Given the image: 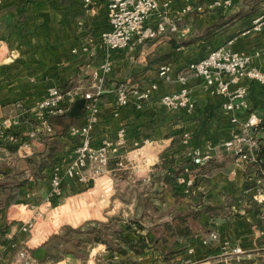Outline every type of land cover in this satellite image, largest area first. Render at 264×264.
<instances>
[{
	"label": "crops",
	"instance_id": "0c3cea01",
	"mask_svg": "<svg viewBox=\"0 0 264 264\" xmlns=\"http://www.w3.org/2000/svg\"><path fill=\"white\" fill-rule=\"evenodd\" d=\"M207 1L191 0L192 5ZM17 3L18 0H0V122L18 115L20 122L15 130L20 136L27 138V133L37 127L40 131L35 138H30L31 149L27 154L14 144L0 146V249L9 250L4 263L10 264L12 253L25 246L42 264H50L43 260L46 252L43 243L50 235L58 233L64 225L77 227L90 219L99 221L109 215L111 207L106 209L94 204L104 201V196L114 195V183L118 179L110 174L119 168L115 157L98 177H106L105 193L98 187V178L88 185L64 177L61 195L51 196V169L55 164L62 169L65 167L72 157L71 144L76 138L61 136L64 138L62 146L49 165L46 155L50 145L61 137L54 138L53 133L41 130V116L31 111L51 85L63 90L75 84L87 88L92 83V72L109 59L111 70L105 74L102 91L97 94L98 111L91 123V142L98 145L105 138H114L119 128L125 129L126 143L119 148V154L122 162L125 161L123 166L130 169V179L125 181L130 189V211L123 212L130 214L129 219L136 220L130 223V238H138L139 234L145 236L148 231L152 240L155 235L149 230L151 226L156 230L179 216L199 215L193 220H198L194 225L189 221L190 240L178 239L179 243H185L184 249L169 257L146 238L148 246L141 254L128 249L119 255L115 251L108 252L104 243L96 242L87 249L84 264H98L99 256L106 251L114 259L123 257L121 264L128 259L130 262L126 264H181L186 260L187 264H264V218L259 213L260 204L248 190L257 169L237 162L223 148L222 143L234 128L231 113L221 108L223 96L207 89L202 78L187 67L214 48L213 45L230 39L233 40L230 47L235 51L252 55L255 50L264 49V28L242 34L245 27L240 31L241 28L235 30L233 25L226 26L230 23L228 20L236 19L232 14L239 11L240 6L213 8L202 13L189 11L180 16L183 1L169 0V7L153 14L148 22L153 24L164 15L168 22L188 25L187 40L186 37L179 40L175 33L167 31L132 50L109 49L99 39L100 34L110 28L103 0ZM22 9L23 19L20 18ZM83 46H87V50H83ZM162 63L170 65V80L157 75ZM251 64L264 71V54L252 56ZM180 73L186 75L194 102L190 111L167 109L159 101L161 94L179 88L176 76ZM120 82L140 90L156 82L157 89L154 97L144 100L141 107L135 106L133 97L120 107L116 104L115 92ZM245 83L249 89L248 110L263 114V86L257 82ZM71 105H65V113ZM237 114L244 116L245 112ZM84 115L83 108L77 123L84 122ZM185 132L190 134L187 143L183 142ZM192 149L208 151L211 157L205 165L194 166L189 154ZM188 178L193 179L190 187L186 186ZM153 195L160 200L156 209L136 206L137 201L152 200ZM78 199L89 200L86 203L91 204L92 210L77 220L66 217L62 220L57 213L66 215L65 208L71 209L72 202ZM206 207L219 214L211 216L204 211ZM34 208H40L42 213L36 217L31 230L23 232L21 226ZM27 211L26 218L22 217ZM149 216L158 218L148 221ZM211 230L216 231L217 238L205 240ZM234 246L241 247L243 252H233ZM63 256L53 264L82 261L69 253Z\"/></svg>",
	"mask_w": 264,
	"mask_h": 264
},
{
	"label": "built area",
	"instance_id": "2783aa9c",
	"mask_svg": "<svg viewBox=\"0 0 264 264\" xmlns=\"http://www.w3.org/2000/svg\"><path fill=\"white\" fill-rule=\"evenodd\" d=\"M88 2L89 0H84ZM106 8V16L110 28L100 34V41L109 49L126 48L134 49L138 44L154 40L165 34L167 31L177 33V36L185 37L189 27L179 28L176 23L168 22L163 15L152 24L149 18L161 9L169 7V0H103ZM180 16L191 11V0H182ZM230 0H216L209 6L219 7L229 5ZM200 9V6L197 7ZM264 28V13H256L251 23L242 34L251 31H258ZM232 39L226 43L211 48L205 55L188 64V70L202 78L204 86L211 92L223 96L224 101L221 108L231 113L230 122L234 125L230 136L222 143L223 148L241 164H255L260 166L253 173V184L249 191L253 199L260 204L259 213L264 218V159L257 157L261 145H264V116L255 110H248L249 89L246 81L257 82L264 88V71L258 66L252 65V56L264 54V49L255 50L248 54L235 51L230 47ZM1 44V39H0ZM87 50V46L82 47ZM111 70V62L105 59L97 69L92 72V83L89 89L81 86H74L68 89H61L58 86H49L42 98L32 107V112H38L41 120V130L45 133H52L53 129L48 118L57 114L65 113L66 106L69 107L77 98L83 97L84 122L72 124L68 128V134L76 138L71 144L72 157L62 169L61 165L55 164L50 173V195L60 196L61 182L64 177L73 178L79 182H94L99 176L105 173L111 159L115 157L118 167L123 166L119 154V148L126 143L125 129L119 128L114 138H105L98 145L91 142V123L98 111L97 94L102 91L104 76ZM158 77L163 80L172 78L171 68L168 63H162L157 68ZM176 80L180 83L177 90L163 93L159 96L160 103L167 109L194 108V102L190 97V87L187 84L186 75L178 74ZM157 83L151 82L144 90L130 88L126 82H120L116 88V104L124 106L133 97L136 107H141L144 100L154 97ZM66 105V106H65ZM245 112L244 116H238L237 112ZM18 115L4 118L0 122V146L14 144L19 147L23 154L31 149L30 138H35L39 128L27 133V138L20 136L15 128L19 125ZM190 134H183V142L187 143ZM137 145V142H134ZM194 166H203L210 159L208 151L203 152L192 149L189 152ZM193 185V179L186 180V186ZM40 208H34L30 217L22 224L21 230L29 232L34 225L37 216L41 215ZM216 231H209L207 239H216ZM206 242V241H205ZM233 252L242 253L239 246L232 248ZM9 255L6 247L0 249V264H5L4 259ZM183 261L181 264H187ZM10 264H42L32 254L28 247L21 246L11 255Z\"/></svg>",
	"mask_w": 264,
	"mask_h": 264
},
{
	"label": "trees",
	"instance_id": "16d2710c",
	"mask_svg": "<svg viewBox=\"0 0 264 264\" xmlns=\"http://www.w3.org/2000/svg\"><path fill=\"white\" fill-rule=\"evenodd\" d=\"M24 1L25 0H18L17 4L21 5L22 3H24ZM249 1H251V3L248 7V10H246L243 16L249 15L258 8L257 2L259 0ZM21 11L22 12L20 14V18L23 19L25 18V13L23 12V9ZM240 13L242 12L240 11L239 14ZM82 115L83 109L80 115L73 116L71 118H69L66 113H61L49 117L48 122L53 129L52 136L54 138H57L58 135H66L68 132V128L72 124H76L78 119L81 118ZM53 125L58 126V130L56 132L57 134L55 133ZM56 143H58V141L54 139L50 145L49 152L46 155L49 165L53 164L52 161L54 160V153L57 149H59V146H57ZM257 157L259 159H264L263 144L261 145ZM259 163L263 166L264 162L260 161ZM248 165H253L257 170L260 168V166L255 164ZM40 166L42 167V165ZM88 185H90V182L88 183ZM245 186H247V184ZM204 211L210 212L211 216H217L219 214V212H214L211 207H206ZM198 215V213H195L191 216H179L172 220L170 223L164 224L163 227L153 231L155 236L154 239L150 240V242L157 248H162V252L166 257H169L172 254L184 249L185 243H179L180 241L178 239L186 238L187 240H190V236H192V230L189 226V221L195 220ZM95 222L96 223L92 225L88 224L87 222L77 227H71L69 225L62 226L58 233L50 235L43 243L46 249L43 260L54 262L68 253L76 257L77 249H81V247L87 245H92L96 242H102L106 244L107 248L111 252L115 251L118 254H124L127 252L128 249L132 250L135 254H141L144 249L148 246V242L145 240L144 236L139 234L137 239H133L128 237L127 234H125V231L129 229V227L130 230L132 229L131 224H125L123 226L118 223L115 227H112L110 224L104 221L96 220ZM106 229H109V232H107ZM73 235H75V237H73ZM108 237H111L112 243L115 244V246L110 244V239ZM113 240H116L118 242L116 243Z\"/></svg>",
	"mask_w": 264,
	"mask_h": 264
},
{
	"label": "rangeland",
	"instance_id": "374dc122",
	"mask_svg": "<svg viewBox=\"0 0 264 264\" xmlns=\"http://www.w3.org/2000/svg\"><path fill=\"white\" fill-rule=\"evenodd\" d=\"M214 1H216V0H209L205 4L192 5L191 11H195L196 13H202V12H205V11L213 9V8H225V7H228V6H230V7L233 6L235 9H237L240 6L241 7L240 10L237 11L236 13L232 14V15H234L233 17H236V19L235 20H228L230 23H228L226 25V26L233 25V27L235 26V30L237 28H239V29L241 28L240 31L243 30V27L246 28V27H248L250 25L251 19L253 18V16L256 13H264V0H259L257 2L258 9L253 11L249 15H245V16H243V14H245L246 10H248V7H249V5L251 3V1H249V0H234V2H232V0H230L231 3L229 5L219 6V7L209 6V4H211ZM29 2H31V0H25L24 1V3H26V4L29 3ZM26 4H24V5H26ZM231 4H233V5H231ZM198 6H200V9L197 8ZM240 11L242 13L239 14ZM236 14H238V15H236ZM187 26L188 25L181 24L178 27L179 28H183V27H187ZM189 32H190V27H189ZM189 32H188V34H189ZM175 34L177 35V33H175ZM187 35L185 36L186 37L185 40L188 39ZM185 37L177 36V38L179 40H183ZM221 41H223V39H221ZM222 44H224V42L223 43H217V44L213 45L212 47H216V46H219V45H222ZM51 86H56V85H51ZM74 86H80V85L75 84V85H72L71 87H74ZM89 86H87V88L82 86V88L83 89H89ZM76 124H79V123H76ZM53 127H54L55 133H56L57 130H58V126L57 125H53ZM66 135H69L68 132H67ZM66 135H64V137ZM59 136H61V135H58L57 137H59ZM63 139H64L63 137H61L58 140L56 139V141H58V143H56V145L57 146H62V140ZM170 173L173 176L176 175L173 172H170ZM110 175L111 176L115 175L114 177H116L118 180H117V182L114 183V190H113L114 195L113 194L110 195L109 198L107 196H104L105 197L103 199L104 201H102L101 203L97 202V203L94 204V205H99L100 204L101 207L106 208V209H109L111 207L110 212L108 213L109 215L107 216V218L99 219V221L107 222L112 227H115L118 223H122V222H124L122 224H129V225H130V223H132L134 221H135L134 223H136V220L129 219L128 215L130 216V214H128V215L124 214L125 212L130 211V207H129V204H128V199H130V189H127V184L125 183V181L130 179V169L127 166L124 165L122 167L116 168V170L112 171V173ZM98 187H100V189H102V191H104V193L106 192V189H107L106 177L98 178ZM151 197L153 198L152 200L147 199L145 201H143V200H139V202L137 201L138 204H136V206L145 207V208H149V207L153 208V207H155V209H156L159 206V201L160 200H159V198L156 195H153ZM88 201L89 200L86 201L84 199H78V201L72 202V206L73 207L70 206L71 209L70 208L69 209L65 208L66 210H68L66 215H65V213L61 214L60 212H58L57 214L60 216L61 219L66 217V218H68V220H71V221H73V219L77 220L78 219L77 217H80L81 215L82 216L83 215H87L89 213V211L92 210L91 204L90 203H86ZM162 201H164V200H162ZM24 214L22 213V215H23L22 217L26 218V216H27L26 214H28V211L25 212ZM56 217H57V215H56ZM152 217L153 216H149L150 219H147V218L146 219L148 221H152V219H154V218L157 219L158 218V216H155L154 218H152ZM133 218L136 219L135 217H133ZM95 221L96 220L90 219L87 222H88V224L92 225V224L96 223ZM197 221H198L197 219H196V222L193 221V220H190L191 224L193 223L192 225L197 223ZM134 223H132V224H134ZM50 224L51 223L46 224L45 227L50 225ZM84 228H86V227H84ZM155 228H156L155 226H151L149 228V230L151 231V233L153 235H154V233L152 231H154ZM106 230H107V232H109V229H106ZM130 231H132V230H130V227H129V230H127V232H125V234H127L129 237H130ZM134 232H135L134 235L137 236V232L135 230H134ZM147 233H148V231L145 233L144 237L146 239H148V242H149L150 240H149V236L147 235ZM73 237H75V235H73ZM108 238L110 239V241H109L110 244L115 246V244L112 243L111 237H108ZM152 238H154V236ZM134 239H137V237H134ZM113 241L116 242V243L118 242L116 240H113ZM92 245H87V246L81 247V249H77V253H76L77 256L76 257L78 259L82 258V261H78V264H84L83 259L88 257V250L87 249L89 247H91ZM105 248H106V250L108 252L110 251L109 249H107V245L106 244H105ZM151 248L154 249L155 247L152 245ZM156 249H159V248H156ZM107 251L105 252V255H103V256L100 255L99 256L98 264H101V263L102 264H121L120 261H121V259L123 257L119 256L118 258L114 259L112 256L108 255ZM64 257L65 256H62V257H60V259H63ZM37 260L39 261V259H37ZM122 261H124V262H122L123 264H126V263L130 262V259H128V261H126V260H122ZM39 262L42 263L41 261H39ZM54 262H56V261H54ZM64 263L68 264V262H66V261L65 262H61L60 264H64ZM96 263H97V261H96ZM50 264H53V262H50Z\"/></svg>",
	"mask_w": 264,
	"mask_h": 264
},
{
	"label": "water",
	"instance_id": "95a60500",
	"mask_svg": "<svg viewBox=\"0 0 264 264\" xmlns=\"http://www.w3.org/2000/svg\"><path fill=\"white\" fill-rule=\"evenodd\" d=\"M85 103V99L83 97L77 98L71 105L70 109L66 111V115L71 118L73 116L80 115L82 113V109Z\"/></svg>",
	"mask_w": 264,
	"mask_h": 264
}]
</instances>
